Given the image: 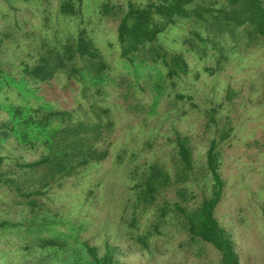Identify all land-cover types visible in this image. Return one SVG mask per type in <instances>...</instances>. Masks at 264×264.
I'll return each mask as SVG.
<instances>
[{"label": "rangeland", "instance_id": "rangeland-1", "mask_svg": "<svg viewBox=\"0 0 264 264\" xmlns=\"http://www.w3.org/2000/svg\"><path fill=\"white\" fill-rule=\"evenodd\" d=\"M94 1H83L82 20L78 22L59 12V0L50 3L45 0H0V31L10 33L4 40L6 51L0 56L3 62L9 63H4L5 67L13 61L17 64L20 59L32 62L38 37L65 38L78 27H84L109 63L110 75L129 73V78L142 88L136 89L135 97L145 110H134L124 103L110 77L96 82L86 75V82L82 83L64 74L48 86L32 81L24 86L15 81L1 84L0 104L3 106L72 110L79 102L86 105L94 101L110 107L115 121V129L107 140L108 157L76 177L60 180L40 197L47 215H53L52 212L59 215L52 227L43 228L37 234L60 236L71 242L75 238L87 240L100 252L108 242L116 247L119 264H214L217 254L211 246L188 245L182 242L181 235L168 231L155 240L153 251H140L123 231L128 217L122 215L124 203L131 194L132 172H139L148 162L156 160L170 169L173 143L169 139L175 131L190 138L195 170H202L207 141L215 134L213 127L207 129L205 126L204 111L219 107L220 103L221 116L228 117L234 128L232 135L221 143L220 171L225 186L215 217L230 237L239 264H264V101L251 105L261 93L257 85L251 94L253 102L242 104L249 96L248 80L258 79L263 74L264 49L231 59L218 74H208L204 66L209 61L186 51L182 38L187 33V26L184 22L177 23L158 37V43L167 51L183 53L190 67V72L181 76L172 88L163 74L150 64L125 65L119 57L115 24L98 17ZM13 66L9 71L17 78L19 69ZM80 83L86 84L88 99H83ZM160 85L168 87L161 91ZM99 86L103 88L100 93L96 92ZM231 89L236 94L227 99L226 92ZM177 93L184 96L181 101L174 102ZM5 116V108L0 109V117ZM43 152L40 143L33 147H20L13 140L0 143V155L8 160L32 161ZM118 154L122 155L119 156L121 161L117 160ZM203 184L204 179L197 174L189 188L201 196ZM161 196L174 199L175 189L169 188ZM11 199V193L0 187V219L24 222L28 212ZM36 219L42 221V214ZM149 220L147 214L141 220L140 228L146 227ZM23 234L0 233V264H70L72 258L82 253L78 246L71 254L27 253L19 249L26 243ZM37 234L30 233L29 236Z\"/></svg>", "mask_w": 264, "mask_h": 264}, {"label": "trees", "instance_id": "trees-1", "mask_svg": "<svg viewBox=\"0 0 264 264\" xmlns=\"http://www.w3.org/2000/svg\"><path fill=\"white\" fill-rule=\"evenodd\" d=\"M83 1L59 0L58 10L80 22ZM94 4L100 19L115 24L119 57L125 65L150 64L163 74L172 88L181 76L190 72V67L183 53L167 51L158 43V37L177 23L184 22L187 26L182 38L186 51L209 61L204 66L208 74H218L231 59L264 49V0H95ZM8 37V31H0V56L6 51L3 45ZM38 38L32 62L20 59L7 68L0 59V86L11 81L20 86L29 81L48 86L64 74L82 83L86 82V75L96 82L110 77L130 109L145 110L135 97L136 89L142 88L129 78V73L110 75L109 63L84 27H78L65 38ZM13 65L19 69L17 78L9 71ZM248 81L249 96L242 104L253 102L251 94L255 85L261 93L251 105L264 101V70L258 79L254 77ZM82 86L83 99H88L86 84ZM160 87L163 91L168 86ZM100 90L102 86L97 87L96 92ZM235 94V90H227L226 98ZM183 96L177 93L173 101H181ZM4 108L6 116L0 117V143L13 140L20 147L40 143L44 152L32 161L8 160L0 155V187L11 193L14 204L28 212L26 222L1 218L0 233L23 232L26 243L19 249L27 253L71 254L78 246L82 253L72 258L70 264H119L116 247L108 242L100 252L87 240L73 237L75 240L71 242L60 236L37 234L43 228L52 227L59 215L58 212H52L53 215L44 212L40 201L44 192L60 180L76 177L108 157L107 140L115 129L110 107L91 101L86 105L79 102L72 110L0 104V109ZM221 108L219 103V107L204 111L205 126L207 129L213 127L215 134L207 141L201 171L195 170L190 138L175 131L169 139L173 143L170 169L156 160L148 162L141 171L131 173V194L124 203L122 215L127 216L128 221L123 231L140 251H153L155 240L168 231L181 235L182 242L188 245L211 246L217 254L214 264H239L230 237L215 217L225 186L220 171L221 143L232 135L234 128L228 117L221 116ZM119 156L122 157L118 154L117 160L121 161ZM197 174L204 179L201 196L189 188ZM169 188L175 189L174 199L161 196ZM39 214H42V221L36 219ZM147 214L150 217L148 225L140 228ZM30 233L37 235L29 236Z\"/></svg>", "mask_w": 264, "mask_h": 264}]
</instances>
